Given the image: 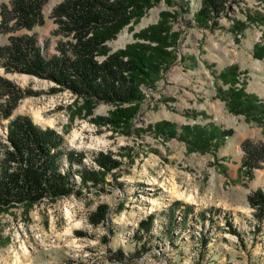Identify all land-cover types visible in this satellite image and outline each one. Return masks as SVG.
Wrapping results in <instances>:
<instances>
[{"label": "rangeland", "instance_id": "rangeland-1", "mask_svg": "<svg viewBox=\"0 0 264 264\" xmlns=\"http://www.w3.org/2000/svg\"><path fill=\"white\" fill-rule=\"evenodd\" d=\"M62 1H46L43 26L15 34H34L47 56L56 54L58 43L69 40L55 33L50 18ZM200 1L158 0L107 43L110 52L142 43L136 35L156 25L164 12L170 33L177 34L175 45L166 47L172 63L151 87H142L144 99L129 127L113 130L92 122L108 116L111 105L99 104L92 116L81 117L74 113L70 92L51 93L50 81L0 69V76L21 90L37 93L21 99L11 117L1 120L0 153L8 121L28 116L60 134L68 149L84 154L86 167L103 171L94 163L97 154L119 163L105 173L102 184L81 188V195L1 211L0 264H264V221L256 220V207L247 201L264 185V163L251 180L240 173L241 145L245 140L264 143V125L230 113L218 95L229 87L221 73L236 66L235 87L264 101V0H223L213 19L198 26ZM10 35L0 33V46ZM211 120L233 131L227 146L211 153L189 151L176 138L143 130L161 121L180 128ZM73 180L77 190L76 172ZM100 206L106 207L104 220L94 226L90 219ZM184 206H191L189 214L184 215ZM150 215L151 232H137Z\"/></svg>", "mask_w": 264, "mask_h": 264}, {"label": "trees", "instance_id": "trees-1", "mask_svg": "<svg viewBox=\"0 0 264 264\" xmlns=\"http://www.w3.org/2000/svg\"><path fill=\"white\" fill-rule=\"evenodd\" d=\"M47 0H9L0 4V33H10L8 43L0 46V69L4 73H21L47 80L54 84L51 93L68 91L74 95L75 114L92 116L99 104L114 107L106 117L91 118L96 125L129 127L144 99L142 87H151L159 79L160 71L174 59L166 47L176 43L177 34L170 33L168 13L164 12L156 25L142 30L134 42L110 52L107 43L116 38L128 24L137 22L158 0H64L50 13L56 25L55 33L68 37L56 46L57 53L47 56L45 47L34 34H15L31 31L45 24L43 6ZM195 23L207 25L215 12L223 7V0H201ZM170 39V40H169ZM174 40V41H173ZM99 60V58H102ZM237 67L230 66L220 75L227 90L219 89L230 113L243 115L248 122L264 125V101L247 94L243 87H235ZM235 87V88H234ZM32 90H21L10 80L0 76V122L8 120L19 101L37 96ZM76 99H80V104ZM123 128V129H124ZM148 133L176 138L187 144L188 150L199 153L215 152L231 129H221L213 123L176 125L161 121L143 129ZM143 130L137 132L141 136ZM0 153V212L16 205L32 206L43 200L54 201L71 194L81 195V188L102 184L105 173L118 168L110 157L97 154L94 163L103 171L93 170L83 163L84 154L68 149L63 137L49 128L35 124L28 116L8 121L7 133ZM244 155L240 173L248 180L264 163V143L245 140L241 145ZM64 162L67 163L66 169ZM76 166L75 171L72 167ZM75 172L79 187L73 180ZM247 201L256 207L254 217L264 221V187L252 192ZM178 205L179 203H175ZM184 215L191 206H184ZM104 211L101 216L100 213ZM106 207L100 206L92 214L95 226L104 220ZM97 219L94 220V217ZM153 215L138 224L137 232L148 235L152 230ZM203 239V238H202ZM142 250H146L144 246Z\"/></svg>", "mask_w": 264, "mask_h": 264}, {"label": "crops", "instance_id": "crops-1", "mask_svg": "<svg viewBox=\"0 0 264 264\" xmlns=\"http://www.w3.org/2000/svg\"><path fill=\"white\" fill-rule=\"evenodd\" d=\"M207 123H213V124L219 126L221 129H226V126H225L223 123H219V122L214 121V120H211V121L205 122V124H207ZM232 137H233V136L226 138L225 142H224L223 145L219 148V150H220V149H224V148L227 146V144L231 141V138H232ZM240 144H241V143L237 144L236 147H239ZM237 172H238V169H235V170H234V173H235L236 175H237ZM263 187H264V185H263L262 187H259V188H263ZM259 188H257V189H259ZM257 189H256V190H257ZM254 191H255V190H254Z\"/></svg>", "mask_w": 264, "mask_h": 264}, {"label": "built area", "instance_id": "built-area-1", "mask_svg": "<svg viewBox=\"0 0 264 264\" xmlns=\"http://www.w3.org/2000/svg\"><path fill=\"white\" fill-rule=\"evenodd\" d=\"M182 214H183V211H182Z\"/></svg>", "mask_w": 264, "mask_h": 264}]
</instances>
